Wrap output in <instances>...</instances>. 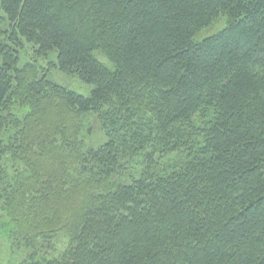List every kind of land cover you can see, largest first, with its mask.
Masks as SVG:
<instances>
[{
	"label": "trees",
	"instance_id": "16d2710c",
	"mask_svg": "<svg viewBox=\"0 0 264 264\" xmlns=\"http://www.w3.org/2000/svg\"><path fill=\"white\" fill-rule=\"evenodd\" d=\"M0 7V224L5 211L19 240L68 237L23 264H264V0Z\"/></svg>",
	"mask_w": 264,
	"mask_h": 264
},
{
	"label": "rangeland",
	"instance_id": "374dc122",
	"mask_svg": "<svg viewBox=\"0 0 264 264\" xmlns=\"http://www.w3.org/2000/svg\"><path fill=\"white\" fill-rule=\"evenodd\" d=\"M0 15H4L0 7ZM226 20L222 18L214 26H210L202 29L196 34V39L209 35L214 31L225 26ZM33 45L24 42L23 47L20 50L19 66H22L26 62L32 61ZM53 52V51H52ZM49 53L47 57L38 58L36 60L37 65L41 67L47 66L49 61L55 60V52ZM94 55L106 66H112L111 63L98 51L94 52ZM47 79L51 82L62 85L70 90H73L82 95H88L92 86L78 77L64 73L59 69H49L46 71ZM22 110H25L23 108ZM85 129H83V137L88 146L97 147L103 143L106 136L101 129L96 116L94 114H88L84 117ZM138 158L136 157V160ZM14 224L10 217L5 211H2L1 224H0V264H23L24 261L34 256L38 258L39 256L46 255L50 257L58 253L61 249H64L68 244V237L63 232H58L52 237L48 238L49 242H45L43 239H35L34 242H27L25 240H19L14 237Z\"/></svg>",
	"mask_w": 264,
	"mask_h": 264
}]
</instances>
